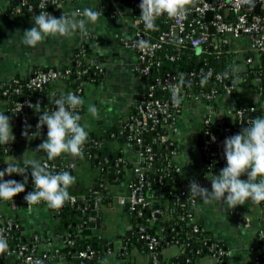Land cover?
Segmentation results:
<instances>
[{
	"label": "crops",
	"instance_id": "obj_1",
	"mask_svg": "<svg viewBox=\"0 0 264 264\" xmlns=\"http://www.w3.org/2000/svg\"><path fill=\"white\" fill-rule=\"evenodd\" d=\"M132 1H67L53 10L54 16L58 18L62 13L70 14L76 8L100 11L98 21L88 25V35L83 36L77 32L70 38L49 36L32 48L23 43V31L33 26L36 15H27L23 12L7 15L4 12L6 3L0 0V82H8L18 77L25 78L36 69L65 68L73 62V48L86 43L92 60L101 71L96 70L100 76L95 83L84 85L81 125L85 126L89 134L119 127L128 117L136 97L144 92L146 85L136 70V51L123 42L130 41L134 34ZM224 13L229 17L227 9H224ZM248 46L250 40L246 36L235 38L232 45L238 52H242L243 48ZM243 67V64H239L236 69ZM48 88L51 92L58 91L62 94L71 92L64 81H54ZM263 98L264 93L260 92L258 83L251 81L239 85L234 94L221 96L217 100V111L212 110L203 101L192 103L183 109L176 129L170 136L176 151L172 160L179 168L177 188L189 186V181L195 180L211 190V182L207 178H211L213 174L218 175L226 166L225 159L214 169L206 168L197 145V136L205 115L209 114L211 121L218 124L225 113H230L237 106L257 107L262 104L264 108ZM90 105L98 110V118L89 113ZM9 108L7 100L0 98V112L10 117L15 136L14 142L0 145V169H5L7 164L20 161L46 160L45 153L35 149L47 138V133L35 131L29 135L30 138L22 136V131ZM262 111L264 117V109ZM109 146L119 148L118 155L121 154L123 159L129 160L132 166L125 170L126 179L123 182L107 184L106 192L112 195V199L107 204L101 203L98 206L99 216L95 217H98L103 225L93 228L92 235L95 236L94 242L101 247L103 255L93 264H151L149 257L140 249V242L136 240V221L130 212L124 209V202L117 199L118 195L125 196L128 192L127 184L133 173L132 167L137 154L124 142L117 144L112 141ZM61 157L70 162V173L75 177V183L68 190L73 192L90 190L98 173L97 166L88 163L84 156L83 159H76L77 164L70 161L71 156L68 154H62ZM9 179L23 181L15 177H7L5 180ZM241 179L246 180L247 176H242ZM29 190L28 181L25 192L14 198H24ZM0 214L7 218H15L28 232L44 231L49 241L40 247L47 249L52 255V264H77L75 256L64 252L59 219L51 214L46 203L28 207L13 200H0ZM160 220V227L170 224L171 216L167 210ZM192 220L204 235L220 241L227 252L224 260L206 255L199 257L195 264H251L255 256L253 250L255 235L258 230L264 228V202L255 204L246 201L244 205L227 209L223 203L203 204L199 200H194ZM90 221L93 219L90 218ZM160 252L165 261L174 260L171 264H176L175 258L181 253L175 244L162 248ZM1 261L2 264L13 263L10 257H5Z\"/></svg>",
	"mask_w": 264,
	"mask_h": 264
},
{
	"label": "trees",
	"instance_id": "obj_2",
	"mask_svg": "<svg viewBox=\"0 0 264 264\" xmlns=\"http://www.w3.org/2000/svg\"><path fill=\"white\" fill-rule=\"evenodd\" d=\"M41 0H26V2L21 5V12L27 15H38L43 9L46 11L55 10L60 3L52 2L48 0L40 9L38 5ZM20 0H6V5L4 12L10 14L9 12L15 9ZM141 0H133L132 6L135 10H132L131 14L140 15L141 9L139 7ZM196 0H191L185 8H191ZM64 4V2H63ZM28 6L32 8L29 9ZM229 18L234 17L232 10L228 9ZM250 13H255L254 5L250 7ZM192 16V15H191ZM169 16L163 14L159 16L156 23V30H147L145 27H141V31L144 34L149 35L150 38H156L162 31H166L169 22ZM246 36V35H241ZM214 35H211L213 38ZM248 37L249 40L250 37ZM235 39L231 38V41L227 45L222 47H216L213 41L206 42L202 45L200 52H196L195 49L191 48L186 43L178 44L176 40H165L161 43V48L157 50L156 54L159 56L160 62L158 66L154 67L151 71V76L162 77L166 72H170L176 76L177 82L180 84L183 93L185 94L187 101L182 102L180 111L176 114V121L179 120V117L183 109L192 103H197L200 100H193L191 95H197L201 92L210 93L212 90H215V96L211 100H204L212 110H218L217 100L223 95H232L236 92L239 85L244 82H257L259 88L264 85V52H255L250 46L248 48H243L242 52L235 50L232 45ZM81 46H83V51L79 56V65L74 63V55L80 51ZM166 54L173 55L174 59L169 60L165 57ZM251 58L250 62H247V58ZM90 50L86 43L83 45H76L73 48V62L68 64L65 68L71 69L72 73L64 80V83L71 89V92L76 94L82 99L84 85L88 83H95L100 74L92 67L84 75L78 77L76 71L87 67L88 62L92 59ZM243 64V69H236V66ZM212 69L213 74L207 78H202L199 76L200 70ZM193 72L192 77L189 76L190 72ZM214 72L222 75V79L219 81L215 78ZM20 78V77H19ZM22 79V78H20ZM224 86L231 87L229 94L226 93ZM49 85H46L41 90L36 91H24L18 97L6 98L0 97L7 100L9 107L12 106V100L20 101L21 99H27L29 102H32L33 106L26 108V113L34 115V119H30L28 123H18V127L21 131L24 130L25 124L34 125L38 122L39 116L42 115L43 110L50 112L52 107H56L54 101L58 99L62 93L60 92H51L49 90ZM80 88V92H77V89ZM261 92V89H260ZM67 94V93H66ZM63 94V95H66ZM263 94V93H262ZM156 96H163L164 98L169 97V90H156ZM141 95H138L136 99L140 98ZM40 98V104L36 105L35 100ZM264 101V98H263ZM262 104L260 106L254 107L250 106H237L232 109L230 113H225L219 120L218 124L210 122L208 129L214 133L216 141L212 143L211 149L214 151L221 150L224 155V140L226 137H230L234 134L240 132L241 128L247 126L249 121L257 118L258 116L262 117ZM80 115L82 112V105L76 110ZM135 111L134 105L131 107V111L128 114V117L124 122L117 128H109L100 133H91L88 136L86 142L87 152L91 157L84 156L85 160L91 165L98 166V173L95 176L94 186L92 188L96 189L99 192V195L92 194L90 191L84 192H73L69 191L70 195H84L87 199L86 202L77 201L74 204H70L68 201L59 208L51 209L47 206L49 211L53 216L59 219L60 230L63 237V250L70 256H75L80 250L84 249L87 246H90L92 249V243L96 239L95 236L83 235L81 230L83 229V219L84 214L88 216H99V207L98 211L92 208V204L98 199L99 204H107L112 199V195H109L106 192L107 184H119L126 179L125 170L131 168V163L129 160L123 159L122 155L119 154V148L109 146L112 141H115L117 144L120 143H133L130 150L134 151L136 154L139 151H145L146 147H150L151 153L153 155L152 168L144 173L142 179V190L141 193L147 194L148 192L152 193L153 197L161 200L160 208L165 212H169L171 216V222L165 227H160L161 216L158 215L156 221L149 223V217L151 209L149 207L136 206L135 208H130L129 203L124 202V209L130 212L134 221H136V240L140 242V249L148 256L149 250L147 249L145 243L140 240L139 232L137 228L143 226L146 228V231L152 234H156L158 237V245L155 248V253L158 257L157 264H171L174 260L170 259L165 261L161 256V249L165 248L171 244H175L179 247L181 253L175 258L176 264H195L196 260L202 256H212L217 253V249H224L220 241L214 240L211 237L204 235L202 232H192V227L195 224L192 220V205L190 204L189 198L187 195H181V187L177 188L176 181L179 176V170L172 160L173 154L170 153V148L167 145V142H161L159 137L161 135H168L171 139L172 132L167 127L166 121L154 125L153 127L148 126L145 128L139 137L141 138V143L138 145L136 143V138L129 139L133 137V132L130 131L127 127L129 122V115ZM207 115V114H206ZM81 123V121H80ZM31 128L28 130L31 132ZM129 139V140H128ZM207 140V133L204 131V125H201L200 132L197 136V145L201 151L203 143ZM97 144H99L97 146ZM139 146V147H138ZM1 149V148H0ZM203 157V156H202ZM77 159V158H76ZM76 159L70 157V161L77 164ZM51 164L57 165L61 172L70 171V162L66 161L64 157H57L54 160H48ZM41 163V162H40ZM98 163V164H97ZM1 165V163H0ZM14 165L18 167H26L24 161L16 162ZM217 164L214 166V168ZM213 168V169H214ZM28 181L30 182V190L32 191V178H31V168L28 166ZM3 170V169H0ZM54 172L53 170H50ZM105 176V178H102ZM16 179L23 180L22 176L13 174L12 176ZM129 180L136 182L135 176L132 175L129 177ZM165 203V204H164ZM57 211V213L55 212ZM187 213H190L191 216H187ZM182 218H176V216H181ZM64 216V217H63ZM7 217L0 214V228L4 227L3 230H0L7 241L8 248L7 250L0 254L1 260L5 257L12 256L11 260L13 263H19L20 258L17 256L18 249L21 245H25L30 249L34 244H37L38 247L43 246L46 242L49 241L44 231H34L28 232L19 222L14 218L13 224L11 226L6 225ZM37 238V240H35ZM65 239L73 240L72 245L65 243ZM100 246L96 245L94 249V256L90 260L77 259V264H93L98 259L102 257V251ZM225 250V249H224ZM43 251L47 249L43 248ZM28 253V251H26ZM49 253V252H48ZM50 254V253H49ZM226 259V255L219 256V260ZM261 260L264 262L263 258ZM53 261V259H52ZM151 263V261H150Z\"/></svg>",
	"mask_w": 264,
	"mask_h": 264
},
{
	"label": "built area",
	"instance_id": "obj_3",
	"mask_svg": "<svg viewBox=\"0 0 264 264\" xmlns=\"http://www.w3.org/2000/svg\"><path fill=\"white\" fill-rule=\"evenodd\" d=\"M48 0H41L38 8L40 9ZM55 3H60L72 0H51ZM6 3V0H2V3ZM26 0H20L18 6L10 11L9 13H21V5H23ZM195 7L193 8V5ZM191 8H185V11L178 16L170 17L168 22V27L166 31H162L156 38H150L149 35L144 34L141 31V27H145L143 21L140 18V15L132 14V23L134 27V34L130 41L124 40V44L134 49L137 53V72L145 80V90L142 92L140 98L135 99L133 103L135 111L129 115V122L127 127L130 131L133 132V137L129 139L136 138V143L140 145L141 138L139 134L147 128L148 126L153 127L159 123L170 121L167 123V127L173 133L176 129L177 121L176 114L180 111L182 102L187 101L185 94L183 93L180 84L176 80V76L170 72H166L162 77L151 76V71L154 67L158 66L160 59L156 54L157 50L161 48V43L165 40H176L178 44L186 43L190 45L191 48L195 49L207 41H213L216 47H222L227 45L229 41L235 38H240L241 35H246L250 37V48L255 52H264V0H253V5L255 8V13H250L251 5L244 4L241 0H196ZM258 6V8H256ZM31 9V6H28ZM230 9L234 13V17H227L224 13V9ZM42 11H46L41 9ZM76 10H81L76 8ZM132 10H135L132 6ZM82 11V10H81ZM210 11L212 17L210 21L205 20V13ZM51 14L54 13L53 10L48 11ZM1 13V10H0ZM54 15V14H53ZM192 15V16H191ZM209 26L214 28V32L211 34L208 31ZM211 35H214L211 38ZM83 46H81L80 51L75 53L74 63L79 65V56L81 51H83ZM166 58L173 60L174 56L166 54ZM247 62L251 61V58H247ZM101 71V68L94 63L91 59L88 62L87 67L78 69L76 75L80 77L84 75L87 70L90 68ZM264 71V68H263ZM72 73L69 68H45V69H36L32 74L28 75L25 78L20 79L14 78L8 82H0V97L13 98L18 97L24 91H36L43 89L46 85L54 81H64ZM213 74L212 69L200 70L199 76L202 78H207ZM194 73L191 71L189 76L192 77ZM215 78L219 81L222 79V75L214 72ZM226 93L229 94L231 87L224 86ZM160 89L169 90V97L164 98L163 96H156L155 91ZM261 92L264 93V85L260 87ZM80 88L77 89L79 93ZM73 93V92H72ZM174 94L180 100L179 104L174 102ZM193 100H211L215 96V90H212L210 93L201 92L197 95H191ZM12 106L9 108L14 116L16 123H28L30 119H34V115L26 113V108L32 107V102H29L27 99H21L20 101L12 100ZM35 104H40V98L35 100ZM55 107L50 109V112L54 110ZM211 122L210 115H205L202 125H204V131L207 133V140L203 143L201 148V155L205 160L206 168L213 169L217 164L219 165L225 160L224 155L221 150L214 151L211 149V145L216 141L214 133L208 129V126ZM36 124L31 126V132L29 135L35 131ZM39 131L47 133L46 125ZM215 137L213 141L212 137ZM128 139V140H129ZM161 142H167V145L170 148V153L173 155L176 153L174 142L169 138L168 135H161L159 137ZM128 144V143H127ZM99 144H97L98 146ZM132 147L133 143L128 144ZM139 147V146H138ZM83 156L91 157L87 152V146L84 145ZM153 155L151 153L150 147H146L145 151L137 152V159L134 162L132 167L133 175L136 178V182L128 181L127 189L128 192L125 196L118 195L117 199L119 201L128 202L129 207L135 208L136 206L149 207L151 209L150 217L148 222L153 223L156 221L158 215H163L164 211L160 208L161 200L153 197L152 193L148 192L147 194L141 193L142 190V179L144 173L152 168ZM42 164H47L49 170H53L54 173L61 172V169L55 165L51 164L46 160L40 161ZM98 164V163H97ZM98 169V166H97ZM179 170V168H177ZM102 178H105L103 176ZM34 190V184L32 185V191ZM92 194L99 195V192L91 188L88 190ZM182 196H189V186H183L181 188ZM71 199L68 201L70 204L76 203L78 200L86 202L88 198L84 195H70ZM190 204L193 206L194 200L189 196ZM13 202L21 203L24 206H28L24 198H13ZM45 203V202H41ZM95 210H98L99 202L98 199L92 204ZM29 207V206H28ZM57 213V211H55ZM85 215V214H84ZM187 216H191L190 213H187ZM91 219L95 217L89 216ZM162 217V216H161ZM181 216H176L174 219L182 218ZM161 219V218H160ZM14 218H7L6 225L11 226L13 224ZM4 227H1L0 230H3ZM139 232V238L143 241L149 250V259L151 264H157L158 257L155 253V248L158 245V237L156 234L149 233L146 231V228L139 226L137 228ZM200 230L197 224H194L192 227V232H198ZM37 240V238H35ZM65 243L68 245L73 244V240L65 239ZM254 258L251 264H264L261 260V257L264 260V228L258 230L255 235V242L253 245ZM28 251V253H26ZM227 252L224 249L218 248L217 253L213 254L219 258V256L226 255ZM17 256L20 258L19 263L12 264H36L37 261H40L41 264H52V255L46 251H43L41 247H38L37 244H34L30 249L25 245H21L18 249ZM94 256V249L90 246L85 247L80 250L75 257L77 259L90 260Z\"/></svg>",
	"mask_w": 264,
	"mask_h": 264
},
{
	"label": "clouds",
	"instance_id": "obj_4",
	"mask_svg": "<svg viewBox=\"0 0 264 264\" xmlns=\"http://www.w3.org/2000/svg\"><path fill=\"white\" fill-rule=\"evenodd\" d=\"M191 0H141L140 18L147 30H156V19L166 14L169 17L181 15L185 6ZM242 3L252 5L253 0H241ZM100 11L84 8L70 14L62 13L58 18L48 11H41L35 16L33 26L23 31V43L35 48L46 37L70 38L79 32L88 35V25L95 24ZM174 102L180 100L174 94ZM56 107L51 112L43 110L36 124L39 132L45 125L47 138L43 140L35 151H43L48 160H54L62 154H68L73 159H83V148L89 133L81 125V115L76 111L82 104V99L69 92L54 101ZM89 113L98 118V110L90 105ZM31 125L25 124L22 136L29 137ZM213 141L215 137H212ZM15 141L10 117L0 112V145H8ZM187 155V154H186ZM224 157L226 166L218 175L207 178L211 182V190L202 186L198 181H189V196L203 204L223 203L227 209L244 205L246 201L259 204L264 202V117L249 121L240 132L224 140ZM188 159V158H187ZM26 167L7 164L0 170V200H13L25 192L28 182V166L31 168V178L34 190L24 196L28 206L45 202L51 209L61 208L71 199L68 189L75 183V177L70 171L54 173L47 164L36 160L24 161ZM13 174L23 177V181L5 180V176ZM247 179H241L242 176ZM188 196V197H189ZM8 248L6 238L0 234V254ZM36 264H41L37 261Z\"/></svg>",
	"mask_w": 264,
	"mask_h": 264
},
{
	"label": "water",
	"instance_id": "obj_5",
	"mask_svg": "<svg viewBox=\"0 0 264 264\" xmlns=\"http://www.w3.org/2000/svg\"><path fill=\"white\" fill-rule=\"evenodd\" d=\"M194 7H195V4L193 5V8ZM256 8H258V6H256ZM211 17H212V13L210 11L205 13V20L206 21H210ZM208 31H209V33L212 34L214 32V28L212 26H209ZM195 51L196 52H200L201 51V47L200 46L196 47ZM92 208H93V206H92ZM82 219H83V225H82L83 229L81 230V233L83 235H88L90 237L91 236L93 237L94 235H92V229L95 228V227H102V225H103V223H101L99 221L98 217H95L93 219V221H90V218H89L88 214L83 215ZM92 247H93V249L96 248V243L95 242L92 243ZM9 257L12 258V256H9ZM1 262L2 261H1V258H0V264H2Z\"/></svg>",
	"mask_w": 264,
	"mask_h": 264
}]
</instances>
